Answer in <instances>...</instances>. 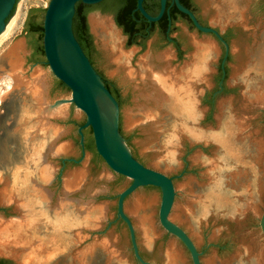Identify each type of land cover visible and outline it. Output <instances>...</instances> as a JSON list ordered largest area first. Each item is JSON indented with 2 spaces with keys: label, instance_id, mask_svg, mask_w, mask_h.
Returning a JSON list of instances; mask_svg holds the SVG:
<instances>
[{
  "label": "rangeland",
  "instance_id": "rangeland-1",
  "mask_svg": "<svg viewBox=\"0 0 264 264\" xmlns=\"http://www.w3.org/2000/svg\"><path fill=\"white\" fill-rule=\"evenodd\" d=\"M50 1L19 0L15 30L0 45V150L10 151V158L11 152L19 156L8 168L0 163V259L91 264L83 254L92 252L97 264H137L129 233L117 218L119 194L132 181L112 173L95 149L83 153L77 126L86 121L85 114L67 102L72 93L59 87L46 58L36 62L41 36L27 32L29 21L43 25ZM190 4L203 26L229 35L226 93L213 106L208 103L218 87L225 49L215 36L200 34L181 20L171 34L175 46L155 34L138 47L128 44L113 16L91 13L87 22L98 52L95 66L120 94L121 131L131 153L173 179L176 199L169 219L192 238L201 263L264 264V103L258 102L264 96V0ZM93 19L112 28L97 32ZM112 31L120 35L119 47ZM170 69L183 74L192 99L183 92L174 101L164 92L167 100L156 104L150 98L152 81ZM8 76H17L18 95L2 100L14 90ZM34 83L55 109L51 115L39 112ZM234 113L239 126L227 134L221 123L234 119ZM42 118L48 131L39 129ZM89 138L94 141L91 128ZM67 159L79 163L64 164ZM45 162L52 178L43 181ZM70 181L75 184L68 191ZM38 186L49 199L37 193ZM161 202L156 187L140 188L125 202L141 253L151 264H193L185 245L161 226ZM172 253L178 261H169Z\"/></svg>",
  "mask_w": 264,
  "mask_h": 264
},
{
  "label": "water",
  "instance_id": "water-1",
  "mask_svg": "<svg viewBox=\"0 0 264 264\" xmlns=\"http://www.w3.org/2000/svg\"><path fill=\"white\" fill-rule=\"evenodd\" d=\"M19 0H0V35L5 31L8 22L13 17V12ZM106 0H51L45 13L43 29V47L46 63L50 67L54 77L61 81L72 93L67 102L73 104L86 116V123L79 128L80 144L84 150V130L91 128L96 151L110 171L116 175L125 177L132 184L119 194L117 203V215L128 226L130 241L135 260L139 264H151L144 260L137 241L136 230L131 219L124 211L128 197L138 189L144 187H156L162 191V202L159 211V221L164 230L182 242L191 255L193 264L201 263V254L192 238L179 226L170 221V214L175 204L176 190L172 178L156 170L146 167L134 158L125 138L120 133L121 108L117 100L106 87L105 82L92 66L85 55L81 45L73 32V21L76 14V6L79 3L85 5H97ZM145 0H137V11L150 23L159 22L167 8L168 0H161V10L156 17L149 15L143 7ZM177 9L188 16L196 30L205 35H214L225 47L226 63L230 54L229 44L221 34L209 27L202 26L196 15L181 5L180 0H173ZM18 85V83H17ZM12 87V92L6 94L3 99L14 98L18 91ZM43 94V93H42ZM29 97V96H27ZM8 105L11 102L4 100ZM6 129L10 127L6 126ZM7 130V132H8ZM6 138V136H5ZM9 141L12 139L7 138ZM10 151L0 150V163L6 168L10 167L17 157H12ZM78 164L76 160H64ZM261 231L264 235V214L260 220Z\"/></svg>",
  "mask_w": 264,
  "mask_h": 264
},
{
  "label": "trees",
  "instance_id": "trees-1",
  "mask_svg": "<svg viewBox=\"0 0 264 264\" xmlns=\"http://www.w3.org/2000/svg\"><path fill=\"white\" fill-rule=\"evenodd\" d=\"M160 0H145L143 7L146 10V12L151 15L152 17H156L160 10H161V4L159 2ZM180 3L182 6L185 8L189 9L194 13V10L190 4V0H180ZM17 6V5H16ZM95 6L101 7V9L104 10L105 13H113L115 15V20L116 23L119 27L123 28L124 33L128 35L129 37H134L136 34H140L145 40L149 38V30H153V26L156 25L157 23H150L148 22L139 11H137V0H106L100 4L97 5H85L83 3H79L76 6V14L74 17L73 21V32L74 35L81 45L85 55L88 57L90 60L92 66L94 67L95 65V60L94 57L97 55L92 43L87 37L86 30L88 28L87 26V16L88 13L91 12L93 9H95ZM16 9V7H15ZM15 11V10H14ZM14 13V12H13ZM46 13V10H45ZM195 14V13H194ZM182 18H185L191 25V28H194V25L191 21V19L186 16L185 14L181 13L175 4L168 2L167 3V8L166 12L163 16V18L159 21L160 23L162 22H167L171 21L173 24L177 23L180 21ZM44 23V22H43ZM43 25H37L34 27L33 34H40L41 36V42L42 45L39 46L38 51L36 52V56L38 57L36 62H40V59L42 60L45 58V52H44V47H43V37H44V29ZM172 33V32H171ZM227 42L229 43V35L226 37ZM129 45H132V42L128 43ZM179 48V47H178ZM229 59V58H228ZM34 62V60H32ZM95 69V68H94ZM96 70V69H95ZM98 73V72H97ZM100 77L103 79V81L106 84V87L108 90L111 92L113 97L117 100V102L120 105V108L122 107V101L119 93L115 91V89H112L110 87L109 82L106 80L105 77H103L101 74H99ZM58 85L60 88L64 90H69L61 81L58 80ZM86 121H83L78 124L77 126V131L79 130L80 127H82ZM120 133L122 134L121 127H120ZM79 136V134H78ZM84 150H90V149H95V143L89 138V129L84 130ZM80 136H79V145L80 144ZM127 144L129 145V140L125 139ZM96 156L99 160L103 161L102 158L98 155L96 151ZM121 178H124L120 176ZM4 263L3 261L0 260V264Z\"/></svg>",
  "mask_w": 264,
  "mask_h": 264
},
{
  "label": "bare ground",
  "instance_id": "bare-ground-1",
  "mask_svg": "<svg viewBox=\"0 0 264 264\" xmlns=\"http://www.w3.org/2000/svg\"><path fill=\"white\" fill-rule=\"evenodd\" d=\"M18 20H19V11L15 14V16H13V18L11 19V21H9L8 22V25H7V27H6V29H5V31L1 34V36H0V45H2L7 39H9V37L10 36H12V33H13V31L15 30V27H16V25H17V22H18ZM92 23H93V28H94V30L95 31H97V32H101L103 29H105V30H108V29H111L112 27L111 26H107V24H106V21L105 22H100L98 19H93L92 20ZM112 39H113V41H114V43H116L117 44V46L119 47L120 46V44H121V39H120V35H118V34H116V33H113V31H112ZM150 60V62L151 61H153V60H151V59H149ZM11 66V65H10ZM13 68H16V67H13ZM156 68H153L152 70L154 71ZM11 70V69H10ZM13 70H15V69H13ZM167 70H169V69H167ZM167 70H166V72H167ZM171 70V69H170ZM165 71V70H164ZM12 73H14V72H12ZM16 73V72H15ZM163 73V72H162ZM161 73V74H162ZM168 74H167V76L166 75H164L165 77H162V76H160V73H159V76L157 77V80L156 79H154V81H152V84L154 85L153 86V92H152V94L150 95V98L154 101V102H156V104H159V103H163L164 102V100L166 99L167 100V98L165 97L166 95H165V93L164 92H167L168 93V95H169V97H171V99H175L174 101H176V99H179L180 100V98H182L183 96V92H185L186 94H187V96H192V91L191 90H188L186 87H187V82H184L183 81V79H185V77L183 76V74L182 73H178L176 70H171V71H168L167 72ZM7 75H9V74H7ZM19 76V75H18ZM191 76H192V74H191ZM9 77V76H8ZM17 76H15V77H9V78H11V82H12V85H11V88L12 87H14V86H16L17 85V83H18V80H17V78H16ZM191 79V77L189 78V79H187V80H190ZM167 80H170V85L167 83ZM186 80V81H187ZM151 81V80H150ZM185 83H186V85H185ZM189 83V82H188ZM169 86H168V85ZM40 86V85H39ZM39 86H37L35 83H34V85H32V90L34 91V89H35V92H34V94L35 93H39L38 94V98L37 99H39V100H37V103L39 104V109H40V111L39 112H41L42 114H46V113H49V115H51L52 113V111H54L55 109H51L47 104H46V102L44 101V99H43V95L41 94V92H42V88L41 87H39ZM185 86V87H184ZM36 87V88H35ZM39 88V89H38ZM166 90V91H163V90ZM39 91V92H38ZM184 93V94H185ZM186 94H185V96H186ZM40 95V96H39ZM37 96V95H36ZM186 96V97H187ZM149 97V96H148ZM147 98V97H146ZM149 98V99H150ZM39 101V102H38ZM258 102H262V103H264V96L263 97H260L259 99H258ZM38 104H37V106H38ZM174 105V104H173ZM60 106V105H59ZM52 110V111H51ZM55 112V111H54ZM235 115H233L232 116V118H234V119H229V120H227V121H223L222 123H221V127L223 128V129H226V132H227V134H229V131L232 129V128H236V126H239V121H240V119H239V114H237V113H234ZM47 115V114H46ZM57 115V114H56ZM41 116H43V115H41ZM45 116V115H44ZM48 116V115H47ZM43 119V118H42ZM44 121H42L43 123H41L40 124V126H39V129L41 128L42 130L41 131H48V124H47V126H46V124L44 123L45 121H46V119H43ZM127 121H128V123H130L131 121H132V118H127ZM46 123H47V121H46ZM239 133V132H238ZM240 134V133H239ZM203 136V135H202ZM232 137H233V139L234 138H237V136L235 135V134H232ZM236 140H238L239 141V139H236ZM228 145V144H227ZM230 145V144H229ZM46 148H47V150L51 153H53V151H54V145L53 144H51V145H49V143H48V147L47 146H45ZM233 147H235V145L233 146ZM45 151V150H44ZM46 153V152H45ZM57 153V152H56ZM45 157V156H44ZM45 160V159H44ZM42 166H44L43 167V172H44V177L42 178V180L44 179V180H47V179H50L51 180V176H52V170H51V168H50V166L49 165H47L46 164V162L44 163V165H42ZM51 177V178H50ZM43 180V181H44ZM75 181V180H74ZM74 181H70L68 184H67V188H68V191H70L69 190V188L70 189H72V187L74 186ZM49 182V181H48ZM51 182V181H50ZM47 183V182H46ZM35 184H36V186H37V182H35ZM37 190V193L39 194V195H41V197L42 198H44V199H49V197L47 196V193L45 192V189L44 188H42L41 186H38V188H36ZM67 194V193H66ZM61 205H63V204H61ZM60 205V206H61ZM64 207L65 206H69V205H67V203L65 204V205H63ZM77 208V207H76ZM139 208V207H138ZM73 209V208H72ZM139 212V211H138ZM72 214V213H71ZM143 217H144V215H143ZM146 218V217H145ZM145 218H143L144 220H145ZM148 218V217H147ZM142 220V219H141ZM146 221V220H145ZM148 221V220H147ZM75 222H76V220H75ZM149 223V222H148ZM142 225V224H141ZM10 228V227H9ZM9 228H7V229H9ZM144 232V231H143ZM147 236V235H146ZM148 238V237H147ZM146 245V244H145ZM115 251V250H114ZM113 251V254H115L116 252H114ZM117 254V253H116ZM170 254H171V252H170ZM97 255H99L98 253H97ZM118 255H119V253H118ZM83 256H85L84 258L85 259H87V260H89V262H91V264H97V263H95L96 261H95V257H96V254L95 253H92V252H90V253H85V254H83ZM100 256V255H99ZM168 256H170V255H168ZM81 261V260H80ZM169 261H171V262H174V261H178V255L177 254H175V253H172V255H171V258H170V260Z\"/></svg>",
  "mask_w": 264,
  "mask_h": 264
},
{
  "label": "flooded vegetation",
  "instance_id": "flooded-vegetation-1",
  "mask_svg": "<svg viewBox=\"0 0 264 264\" xmlns=\"http://www.w3.org/2000/svg\"><path fill=\"white\" fill-rule=\"evenodd\" d=\"M160 2V4H161V0L159 1ZM168 2H170V3H172V0H168L167 1V3ZM94 12H98V13H100L101 15H111V16H113V18H114V22L116 23V20H115V15L113 14V13H105L104 12V10L103 9H101V8H98V9H93L91 12H89L88 13V15H90L91 13H94ZM194 13H195V15H196V17H197V19H198V21H199V23L203 26V23H202V21H201V19L197 16V14H196V12L194 11ZM181 21H183V22H185L190 28H191V25H190V23L185 19V18H182L181 19ZM29 25H30V28L27 30V32L28 33H30V34H33V33H31V32H33V30H34V25L31 23V21H29ZM116 25H117V23H116ZM175 25H176V23L175 24H173L171 21H168L167 20V22H162V23H160V22H157V24L156 25H154L153 26V30H149V37H151V36H153V35H155V34H157L159 37H160V39H161V41L162 42H171V44H173L174 45V40L173 39H171V32H173V30H174V28H175ZM194 25V24H193ZM87 26H88V28H87V30H86V33H87V37H88V39L90 40V42L92 43V45H93V47H94V49H95V51H96V53L98 54V52H97V50H96V47H95V43H94V39H93V37H92V34H91V32H90V28H89V25H88V22H87ZM117 27L118 28H120L121 30H122V32H123V34L127 37V42L129 43V42H132V45L131 46H138V47H142V43L145 41V39L142 37V36H140V34H136L134 37L132 36V37H129L128 35H126L125 33H124V30H123V28H121V27H119L118 25H117ZM205 27V26H204ZM194 29H196L195 27H194ZM198 33H200L201 34V32H199L198 30H196ZM219 32V31H218ZM220 33V32H219ZM221 34V33H220ZM214 36V35H213ZM221 36H222V38L227 42V34H221ZM216 38V37H215ZM217 39V38H216ZM218 40V39H217ZM218 42L224 47V45L218 40ZM228 43V42H227ZM229 44V43H228ZM175 46V45H174ZM176 48V50H177V54H178V57H180V55H181V53H180V50H179V48L178 47H175ZM224 49H225V47H224ZM224 57H225V53H224ZM224 57H223V59H224ZM228 58H229V56H228ZM228 58H227V61H228ZM223 59H222V61H221V63H220V67H219V83H218V87H217V90H216V92L212 95V97H211V100L209 101V103H208V105L211 107V106H213L212 104H213V102H214V100H215V98L217 97V96H219V95H222V94H225L226 93V87H225V80H226V77H227V61H226V63L225 64H223ZM94 68L96 69V71L98 72V74H100L99 73V71L97 70V68H96V66L94 65ZM110 87H111V85H110ZM112 89H115V91H117V89L116 88H113V87H111ZM118 92V91H117ZM119 93V92H118ZM120 95V94H119ZM193 95V94H192ZM188 99H192V96H189L188 97ZM192 103V102H191ZM120 127H121V125H120ZM89 129V128H88ZM94 138V137H93ZM85 141V140H84ZM81 149H82V147H81ZM134 156V158L135 159H137L136 158V156L135 155H133ZM138 161H139V159H137ZM140 163H142L141 161H139ZM143 165H145L144 163H142ZM146 166V165H145ZM147 167V166H146ZM117 218H118V215H117ZM118 223L120 224V225H123L126 229H127V231H128V233H129V237H130V232H129V229H128V226H127V224L122 220V219H120V218H118ZM141 255H142V257L144 258V260H146L147 261V259L145 258V256L141 253ZM134 256V255H133ZM135 259V258H134ZM1 261H3L4 263H2V264H14L12 261H9V260H5V259H0ZM136 261V260H135ZM136 263L137 264H139L137 261H136Z\"/></svg>",
  "mask_w": 264,
  "mask_h": 264
}]
</instances>
